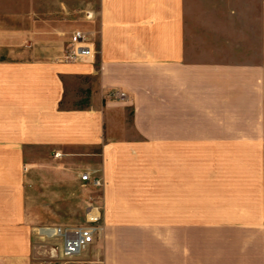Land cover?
<instances>
[{"label": "crops", "instance_id": "crops-1", "mask_svg": "<svg viewBox=\"0 0 264 264\" xmlns=\"http://www.w3.org/2000/svg\"><path fill=\"white\" fill-rule=\"evenodd\" d=\"M83 167L107 184L81 260L198 264L201 237L264 264V0H0V264H45Z\"/></svg>", "mask_w": 264, "mask_h": 264}, {"label": "built area", "instance_id": "built-area-1", "mask_svg": "<svg viewBox=\"0 0 264 264\" xmlns=\"http://www.w3.org/2000/svg\"><path fill=\"white\" fill-rule=\"evenodd\" d=\"M93 55L90 41L84 31L76 30L71 37V46L66 54V60L71 62L83 61ZM108 97L114 101H127L128 96L124 91L113 89ZM59 154H56L58 156ZM90 173L82 175V181H92ZM94 185L101 184L100 179L93 181ZM99 207H92L87 213V222L82 226H45L39 228L38 235L41 238L61 241L59 249L50 248L49 256L52 264H96L92 261L81 260V255L94 244L100 236L103 227L101 226V213ZM96 210L98 213H93Z\"/></svg>", "mask_w": 264, "mask_h": 264}, {"label": "rangeland", "instance_id": "rangeland-1", "mask_svg": "<svg viewBox=\"0 0 264 264\" xmlns=\"http://www.w3.org/2000/svg\"><path fill=\"white\" fill-rule=\"evenodd\" d=\"M71 46V41L69 44V49ZM68 49V51H69ZM67 51V52H68ZM66 52V54H67ZM66 54H65V59H66ZM58 154V153H56ZM55 154V155H56ZM34 169H38L39 166H34ZM40 169V168H39ZM80 180L82 181V175L85 173H90L92 177V181L90 182H84L82 181L81 188L79 192L76 195H72L70 198V207L71 210L66 212V211H56V212H48L49 215L54 216L57 221V225H63L64 227H75V226H82L85 225L87 222V213L92 207H101L102 211L105 208V196L103 195V191L106 187L107 181L104 179V176H102V171L100 169H93V168H80L77 170ZM100 179L101 184L99 186L94 185L93 181ZM149 198H152L151 196H144L140 197L141 200H148ZM87 207V212L85 213V208ZM120 217L122 216H140L144 218H147L149 214H152L151 216H156L154 218H157L158 215L161 213L154 212H127V213H116ZM207 232H200V236L206 235ZM99 239V237H98ZM38 246L40 250V260L44 262L45 264H52L50 261L49 256V251L50 248L59 247L61 246V241H56V240H51L48 238H41L39 236L38 238ZM212 250H217L216 245L213 244H207L206 241L202 240L200 237V243L198 244V252H199V260L198 264H218L219 261L214 260V259H207V252L212 251ZM100 264V263H99Z\"/></svg>", "mask_w": 264, "mask_h": 264}, {"label": "bare ground", "instance_id": "bare-ground-1", "mask_svg": "<svg viewBox=\"0 0 264 264\" xmlns=\"http://www.w3.org/2000/svg\"><path fill=\"white\" fill-rule=\"evenodd\" d=\"M93 213H98L96 210H93Z\"/></svg>", "mask_w": 264, "mask_h": 264}]
</instances>
